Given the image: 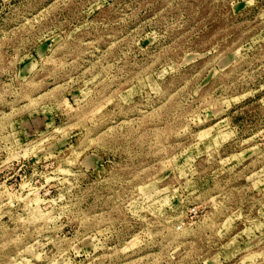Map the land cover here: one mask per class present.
<instances>
[{"label": "rangeland", "instance_id": "1", "mask_svg": "<svg viewBox=\"0 0 264 264\" xmlns=\"http://www.w3.org/2000/svg\"><path fill=\"white\" fill-rule=\"evenodd\" d=\"M0 264H264V0H0Z\"/></svg>", "mask_w": 264, "mask_h": 264}]
</instances>
